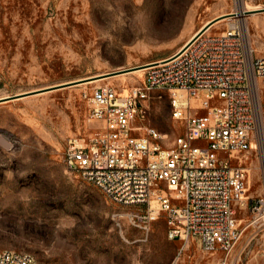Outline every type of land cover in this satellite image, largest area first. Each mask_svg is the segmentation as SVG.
Wrapping results in <instances>:
<instances>
[{
    "label": "rangeland",
    "instance_id": "1",
    "mask_svg": "<svg viewBox=\"0 0 264 264\" xmlns=\"http://www.w3.org/2000/svg\"><path fill=\"white\" fill-rule=\"evenodd\" d=\"M262 9L264 0H0V99L15 97L0 103V250L29 253L38 264H264L255 152L245 161L248 198L238 211L244 232L227 257L196 240H171L156 202L146 219V207L114 203L64 162L68 141L93 133L84 94L98 84L86 83L146 69L211 21L219 19L209 33L224 31L230 22H218L228 17L264 58ZM143 75L99 85L125 94ZM145 105L144 125L172 144L183 129L169 94L152 91Z\"/></svg>",
    "mask_w": 264,
    "mask_h": 264
},
{
    "label": "built area",
    "instance_id": "2",
    "mask_svg": "<svg viewBox=\"0 0 264 264\" xmlns=\"http://www.w3.org/2000/svg\"><path fill=\"white\" fill-rule=\"evenodd\" d=\"M197 34L148 65L141 84L125 94L108 83L85 92L93 133L71 138L64 162L114 203L146 207V219L156 202L171 240H196L203 251L227 257L244 232L238 211L247 204L245 161L253 152L264 177V58L239 26ZM152 91L169 94L183 129L168 146L165 135L144 125ZM255 206L264 218V180ZM0 264L38 263L6 249Z\"/></svg>",
    "mask_w": 264,
    "mask_h": 264
},
{
    "label": "bare ground",
    "instance_id": "3",
    "mask_svg": "<svg viewBox=\"0 0 264 264\" xmlns=\"http://www.w3.org/2000/svg\"><path fill=\"white\" fill-rule=\"evenodd\" d=\"M245 10V9H244ZM244 13H246V11H240V12H238V17H240L241 18V16H244ZM245 19V18H244ZM244 19H242V21H244ZM225 20H227L228 22H230L229 23V26L230 27H233V26H237L236 25V23L234 22V21H236V20H233L232 19V17H228V18H226V19H224V20H221L220 22H218V23H221V22H223V21H225ZM239 20V19H238ZM217 23V24H218ZM212 29V27H209L206 31L207 32H209L210 30ZM189 42V41H188ZM187 42V43H188ZM187 43L185 44V45H183L182 47H180L175 53H177V52H180L186 45H187ZM174 53V54H175ZM161 61H163V60H161ZM146 69H137V70H134V71H132V72H128V73H125V74H121V75H118V76H113V77H105V78H101V79H97V80H92V81H90V82H88V83H86V84H100V83H102V82H105V81H107L108 83H111V82H113V81H121L122 83H123V79L122 78H119V77H125V76H128V75H136V76H138V77H141L142 75H143V73H144V71H145ZM144 76V75H143Z\"/></svg>",
    "mask_w": 264,
    "mask_h": 264
},
{
    "label": "water",
    "instance_id": "4",
    "mask_svg": "<svg viewBox=\"0 0 264 264\" xmlns=\"http://www.w3.org/2000/svg\"><path fill=\"white\" fill-rule=\"evenodd\" d=\"M261 11H264V9H262ZM219 19H217V20H214V21H211L210 23H208V24H206L199 32H198V34L197 35H199V34H202V33H204V32H206V30L210 27V26H212L215 22H217ZM140 68V67H139ZM138 69V68H137ZM132 70H134V69H129V70H126V71H122V72H129V71H132ZM122 72H118V73H122ZM118 73H110V74H108V75H106V76H115L116 74H118ZM15 97H9V98H5V99H0V103L1 102H5V101H9V100H13Z\"/></svg>",
    "mask_w": 264,
    "mask_h": 264
}]
</instances>
